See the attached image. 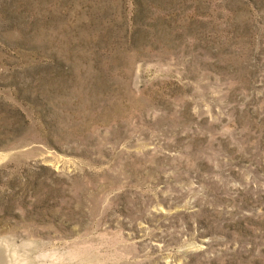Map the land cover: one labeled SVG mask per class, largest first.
<instances>
[{
	"label": "rangeland",
	"instance_id": "1",
	"mask_svg": "<svg viewBox=\"0 0 264 264\" xmlns=\"http://www.w3.org/2000/svg\"><path fill=\"white\" fill-rule=\"evenodd\" d=\"M83 264H264V0H0V229Z\"/></svg>",
	"mask_w": 264,
	"mask_h": 264
},
{
	"label": "clouds",
	"instance_id": "2",
	"mask_svg": "<svg viewBox=\"0 0 264 264\" xmlns=\"http://www.w3.org/2000/svg\"><path fill=\"white\" fill-rule=\"evenodd\" d=\"M0 264H83L79 251L62 247L30 227L0 229Z\"/></svg>",
	"mask_w": 264,
	"mask_h": 264
}]
</instances>
